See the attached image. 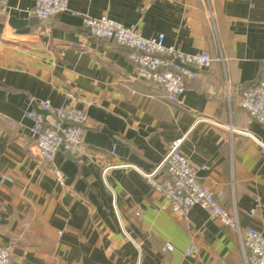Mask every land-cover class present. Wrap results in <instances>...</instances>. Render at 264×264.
Masks as SVG:
<instances>
[{
	"label": "crops",
	"instance_id": "crops-1",
	"mask_svg": "<svg viewBox=\"0 0 264 264\" xmlns=\"http://www.w3.org/2000/svg\"><path fill=\"white\" fill-rule=\"evenodd\" d=\"M34 1L7 0L0 12V246L15 264H245L236 232L201 207L153 212L164 201L133 167L152 171L181 139V153L204 167L201 183L264 235V125L240 107L264 74V0H68L77 16L43 22L26 13ZM83 16L163 34L166 46L213 63L169 103L137 77L126 48L89 36ZM45 101L87 115L78 153L59 149L52 165L35 158L24 117H48Z\"/></svg>",
	"mask_w": 264,
	"mask_h": 264
},
{
	"label": "built area",
	"instance_id": "built-area-1",
	"mask_svg": "<svg viewBox=\"0 0 264 264\" xmlns=\"http://www.w3.org/2000/svg\"><path fill=\"white\" fill-rule=\"evenodd\" d=\"M6 7L7 0H0V12ZM26 13L42 22L60 13L77 16L69 8L68 0H35ZM81 20L91 38L114 42L126 48L127 59L136 68L137 77L161 90L169 103H177L180 95L191 91V81L196 78L197 71L210 68L213 62L208 53L186 54L178 48L166 46L163 34L145 38L135 26L126 27L105 16H83ZM41 107L49 113L48 117L33 109L24 112V117L31 123L29 132L35 158L52 165L59 149L76 155L87 121L86 113L71 104L52 108L45 101ZM240 107L247 112L250 121L264 125V74L253 87L242 92ZM181 144V139L173 141L161 162L148 173L133 167L164 201L153 212L169 210L176 216L184 217L191 208L199 206L236 232L245 264H264V235L252 227L242 228L237 216L225 210L224 193L201 183L198 172L204 167H195L181 153ZM160 171L164 172V178L157 180L156 175ZM53 172L62 184L63 175L56 169ZM2 181L10 182V179L3 178ZM135 216L139 217L140 213L136 212ZM165 250L171 252L172 247L166 245ZM193 250L194 247L190 246L185 255L192 254ZM0 264H15L10 250L4 246H0Z\"/></svg>",
	"mask_w": 264,
	"mask_h": 264
},
{
	"label": "water",
	"instance_id": "water-1",
	"mask_svg": "<svg viewBox=\"0 0 264 264\" xmlns=\"http://www.w3.org/2000/svg\"><path fill=\"white\" fill-rule=\"evenodd\" d=\"M9 22L11 23V25L13 27H16V28H21V27H24L25 25L27 24H31L32 22L29 21V20H17L15 18H10L9 19ZM186 69H189V70H192V68H189V67H185ZM109 135L111 134L110 132H107ZM68 155H70L69 153H67Z\"/></svg>",
	"mask_w": 264,
	"mask_h": 264
},
{
	"label": "trees",
	"instance_id": "trees-1",
	"mask_svg": "<svg viewBox=\"0 0 264 264\" xmlns=\"http://www.w3.org/2000/svg\"><path fill=\"white\" fill-rule=\"evenodd\" d=\"M213 63V62H212ZM212 65V64H211Z\"/></svg>",
	"mask_w": 264,
	"mask_h": 264
}]
</instances>
